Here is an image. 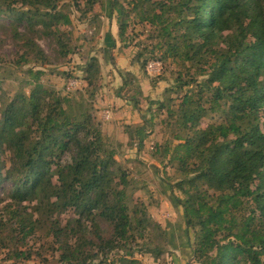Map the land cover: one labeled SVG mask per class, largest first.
Wrapping results in <instances>:
<instances>
[{
    "label": "trees",
    "instance_id": "1",
    "mask_svg": "<svg viewBox=\"0 0 264 264\" xmlns=\"http://www.w3.org/2000/svg\"><path fill=\"white\" fill-rule=\"evenodd\" d=\"M57 2L3 0L0 19L23 23L28 32L40 26L49 34L60 20L70 24ZM132 3L142 21L159 25L164 57L196 66L197 75L204 78L202 82L195 77L179 80L176 89L183 92L179 106L168 107L169 120L179 127L175 138L180 143L166 151L182 175L175 187L184 195L172 201L182 208L188 231L195 230L191 244L195 261L264 264V0ZM124 12L121 7L117 17L122 41L127 32ZM169 13L177 16L172 24L165 17ZM60 46L67 48L63 41ZM28 49L43 57L34 41ZM99 70L98 59L91 57L85 70L88 91ZM120 76L124 86L131 82L128 78L135 79L130 71ZM35 78L39 79V73ZM137 90L142 92L139 85ZM130 100L139 108V98ZM71 104L69 97L39 83L29 95L18 93L6 103L0 115V186H8L19 204L43 193L47 205L71 206L80 216L78 221H90L97 240L89 245L98 250L85 257L83 248L65 246V264H142L134 249L147 227L160 230L169 245L167 233L143 208L131 211L126 171L105 145L88 107L81 105L83 109L73 112ZM210 113L223 114L222 120L198 129ZM134 128L135 135L146 130ZM52 198L55 201L50 203ZM141 213L143 217H138ZM13 220V229H20L22 236L14 242L21 244L35 228L25 216ZM100 220L112 227L109 238L99 232ZM0 240L6 244V238ZM123 249L124 255L112 257ZM164 251L152 249L156 258ZM101 253L105 256L100 260Z\"/></svg>",
    "mask_w": 264,
    "mask_h": 264
},
{
    "label": "rangeland",
    "instance_id": "2",
    "mask_svg": "<svg viewBox=\"0 0 264 264\" xmlns=\"http://www.w3.org/2000/svg\"><path fill=\"white\" fill-rule=\"evenodd\" d=\"M132 1L58 0V10L69 18L70 24L60 20L49 34L40 26L34 32H28L23 23L1 18L0 115L8 101L18 93L29 95L36 83L69 97L73 112L83 109L81 105L88 107L105 145L115 152V159L127 173L131 211L136 207L143 208L146 215L166 231L174 212L172 200L184 198L175 187L182 175L166 151L167 147L180 143L175 138L179 127L175 120H169L168 107L175 110L179 106L183 92L176 87L180 81L195 77L202 82L204 78L197 75L196 66L183 65L169 55L164 57L166 49L162 48L159 25L142 21V16L133 9ZM17 7L21 8V4ZM121 7L125 10L127 23L123 41L117 22ZM165 17L172 24L177 16L169 13ZM32 41L43 51L42 58L28 49ZM60 41L65 42L66 49L62 50ZM160 56L163 58L159 59ZM91 57L98 59L100 70L88 91L85 70ZM153 58H158L162 65L157 76L149 74L148 63L144 65L146 60ZM124 71L135 76V79L128 78L131 82L127 86L120 76ZM36 73H39L38 80ZM138 85L141 93L137 90ZM192 87L198 89L196 85ZM131 97L139 98V108L134 106ZM222 117L223 114L210 113L201 119L197 128L218 123ZM137 126H144L146 130L135 135L134 127ZM11 195L8 186H0V237L3 241L6 238V244L0 240V264H65L62 260L65 246L83 248L85 257L98 250V246L91 248L89 245L97 240L90 221H78L80 216L73 207L57 209L47 205L43 193L36 200L21 204ZM54 201L52 198L50 203ZM15 215L27 217V222L35 228L21 244L14 242L22 238L20 229L14 230L15 225L12 226ZM137 216L143 217V213ZM98 227L103 238L111 236L112 227L108 222L100 220ZM194 232V229L189 231L191 244L195 243ZM16 246L18 253L23 255L16 253ZM155 247L165 250L159 258L152 252ZM125 251H114L112 257L122 256ZM134 251L135 258L142 264H172L168 260L172 255L170 241L168 245L161 231L154 226L147 227ZM104 256L105 253H101L100 260ZM193 260L197 264L194 255Z\"/></svg>",
    "mask_w": 264,
    "mask_h": 264
},
{
    "label": "crops",
    "instance_id": "3",
    "mask_svg": "<svg viewBox=\"0 0 264 264\" xmlns=\"http://www.w3.org/2000/svg\"><path fill=\"white\" fill-rule=\"evenodd\" d=\"M171 205L174 209L172 213L173 217H170L166 225V233L172 251V255L168 260H170L172 264H196L193 260L191 237L186 225L183 210L173 201Z\"/></svg>",
    "mask_w": 264,
    "mask_h": 264
},
{
    "label": "built area",
    "instance_id": "4",
    "mask_svg": "<svg viewBox=\"0 0 264 264\" xmlns=\"http://www.w3.org/2000/svg\"><path fill=\"white\" fill-rule=\"evenodd\" d=\"M162 70V65L160 63V61H149L147 64V71L149 72L150 75H154L157 76L158 74H160V71ZM72 84V83H70Z\"/></svg>",
    "mask_w": 264,
    "mask_h": 264
}]
</instances>
